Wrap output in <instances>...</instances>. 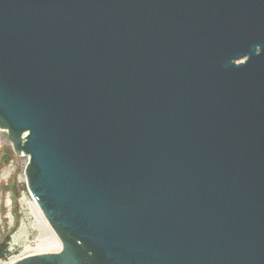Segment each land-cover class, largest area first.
Here are the masks:
<instances>
[{
	"label": "water",
	"instance_id": "water-1",
	"mask_svg": "<svg viewBox=\"0 0 264 264\" xmlns=\"http://www.w3.org/2000/svg\"><path fill=\"white\" fill-rule=\"evenodd\" d=\"M0 127L62 241L14 264H264V0H0Z\"/></svg>",
	"mask_w": 264,
	"mask_h": 264
},
{
	"label": "rangeland",
	"instance_id": "rangeland-1",
	"mask_svg": "<svg viewBox=\"0 0 264 264\" xmlns=\"http://www.w3.org/2000/svg\"><path fill=\"white\" fill-rule=\"evenodd\" d=\"M27 161L26 156L14 153L7 137V131L0 127V239L8 233L7 242L11 245L10 250L14 251L13 254L22 255L35 253L34 248L42 232L33 212L34 200L25 187L23 169ZM10 189H14L18 199L19 223L16 226L12 225ZM12 227L15 228L13 231ZM27 247L30 249L27 250ZM59 249L60 246L48 251Z\"/></svg>",
	"mask_w": 264,
	"mask_h": 264
},
{
	"label": "bare ground",
	"instance_id": "bare-ground-1",
	"mask_svg": "<svg viewBox=\"0 0 264 264\" xmlns=\"http://www.w3.org/2000/svg\"><path fill=\"white\" fill-rule=\"evenodd\" d=\"M33 212L36 216V220L38 222V227L41 229V235L39 237L38 243L35 246V253L38 252H44L50 250V249H55L58 246H60V242L57 238V236L54 234L50 226L48 225L47 221L45 220L42 212L39 210L38 206L36 203L33 202ZM30 249V247H27V250ZM38 251V252H37ZM45 253V252H44Z\"/></svg>",
	"mask_w": 264,
	"mask_h": 264
},
{
	"label": "trees",
	"instance_id": "trees-1",
	"mask_svg": "<svg viewBox=\"0 0 264 264\" xmlns=\"http://www.w3.org/2000/svg\"><path fill=\"white\" fill-rule=\"evenodd\" d=\"M10 244L7 242V237L5 236L3 240L0 242V259H5L9 254Z\"/></svg>",
	"mask_w": 264,
	"mask_h": 264
}]
</instances>
